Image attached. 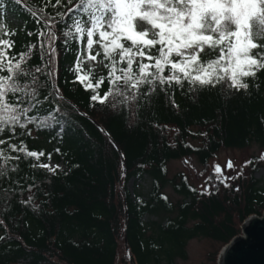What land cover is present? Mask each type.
Masks as SVG:
<instances>
[{"label": "trees", "instance_id": "obj_1", "mask_svg": "<svg viewBox=\"0 0 264 264\" xmlns=\"http://www.w3.org/2000/svg\"><path fill=\"white\" fill-rule=\"evenodd\" d=\"M43 2L46 0H29L36 7ZM0 10L8 29L16 31L11 37L13 52L26 51L29 42H37V36L27 32H35L39 26L23 4L0 0ZM61 10L66 8H47L53 15ZM61 27L57 25L58 34ZM63 39L61 35L60 41ZM60 41L57 83L66 97L62 107L69 113L66 122L62 121L64 131L59 132V125L44 130L29 125L32 135L20 139L29 150L45 153L41 161H49L51 153L50 160L61 163L64 170L49 174L43 168L30 167L34 158L21 155L19 170L11 175L20 180L24 191L8 196L0 191V220L4 221L0 236L5 237L0 241V264H177L187 260L189 241L205 238L222 249L241 234L240 227L248 217L262 215L264 185L254 177L258 165L251 166L248 179L235 184L239 191L220 184L212 190L214 194L201 195L202 190L185 173L169 176L168 164L193 157L206 165L221 150H241L253 144L264 149V70L256 79L246 78L247 92L225 85L189 92L185 82L183 88L174 84L167 92L157 88L150 102L144 99L114 108L110 99L90 106L93 93L72 83L74 73L69 71L77 44L66 51ZM28 63H41L38 44ZM102 74L107 70L96 65V76ZM107 89L105 81L98 91L103 95ZM41 95H47L46 88ZM173 99L178 107L173 106ZM41 114H45L43 110ZM94 122L119 147L124 175L121 157ZM12 142L18 144L19 140ZM145 179L150 182L146 193L139 186L133 194L129 192L126 184L130 180ZM0 183L8 187L11 181ZM29 184H34L31 191L27 190ZM30 195L32 204L20 202ZM126 245L130 260L125 257ZM211 260L216 264V256Z\"/></svg>", "mask_w": 264, "mask_h": 264}, {"label": "snow or ice", "instance_id": "obj_2", "mask_svg": "<svg viewBox=\"0 0 264 264\" xmlns=\"http://www.w3.org/2000/svg\"><path fill=\"white\" fill-rule=\"evenodd\" d=\"M14 3L23 4L39 27L27 32L28 36L35 34L37 42H29L26 51L15 53L11 37L16 31L8 29L0 10V182L11 181L8 187L0 183L5 196L24 191L20 180L11 175L18 172L21 155L34 158L30 167L48 169L53 174L60 169L59 164L42 162L45 153L29 150L20 137L32 135L29 125L40 130L59 125V132L64 131L62 121L66 122L69 113L62 107L66 97L57 83V42L61 35L66 51L71 50L72 43L77 44L76 59L69 71L74 73L72 83L93 93L90 106L106 104L110 99L114 108L144 99L150 102L157 88L167 92L174 84L183 88L185 82L189 92L217 85L247 92L246 78L256 79L264 70V0H67L66 4L64 0H55L54 4L46 0L40 7L31 6L29 0ZM49 6L66 11L53 15L47 12ZM57 25L62 26L59 34ZM37 44L41 63L30 65ZM217 51L214 58H204ZM96 65H103L107 74L97 77ZM105 81L108 89L101 95L98 89ZM144 86L147 88L142 91ZM44 88L47 95L42 96ZM46 104L51 107L45 109ZM173 106H177L174 99ZM226 168L234 169L235 165L229 160ZM213 174L218 183L231 187L228 182L243 173L226 176L216 164ZM211 180L210 176L201 186V195L214 194L216 185ZM33 187L29 184L27 190ZM20 202L32 204L33 196ZM4 238L0 236V241Z\"/></svg>", "mask_w": 264, "mask_h": 264}, {"label": "rangeland", "instance_id": "obj_3", "mask_svg": "<svg viewBox=\"0 0 264 264\" xmlns=\"http://www.w3.org/2000/svg\"><path fill=\"white\" fill-rule=\"evenodd\" d=\"M11 18H13L11 16ZM11 22L14 24L15 21L11 19ZM264 154V149L259 147L256 144L251 145L250 147L241 149V150H221L215 158L211 159L206 165H200L197 160L193 157H186L178 161H171L168 164L169 176H173L178 172H183L187 175L191 184H193L199 190L202 189V185L205 184L208 177H212L210 183L215 184L216 187L212 190H215L220 183L217 182L216 176L214 173V165L219 164L222 169H224V175L226 176H236L238 172L242 171V175L234 180H230L228 183L233 188H237L238 186L235 184L240 183L241 181H245L248 179V175L251 170V166L255 167V164L258 165V171L255 173V178L260 181V185H264V159H260V157ZM231 160L235 165L234 169H227V162ZM44 163H50L51 165H60V169L58 171L64 170V166L55 162L54 160L42 161ZM246 162H250L247 163ZM246 165V166H245ZM44 169V168H43ZM46 170L49 174H53L48 169ZM149 180L145 179L144 181H140L138 183H134L133 180H130L126 187L131 194L134 193V188L137 190L138 186L140 187V191L146 193L149 188ZM171 194V192H170ZM172 195V194H171ZM173 199H176L173 195L171 196ZM187 251V260L186 261H177V264H213L211 260L213 256H216V260L218 259V253L221 251V246L218 243L210 241L205 238H196L187 243L186 246ZM218 254V255H217Z\"/></svg>", "mask_w": 264, "mask_h": 264}, {"label": "water", "instance_id": "obj_4", "mask_svg": "<svg viewBox=\"0 0 264 264\" xmlns=\"http://www.w3.org/2000/svg\"><path fill=\"white\" fill-rule=\"evenodd\" d=\"M76 109L82 115L87 117L77 107ZM89 118V117H87ZM99 128L114 145L117 153L122 157L119 147L107 134V132L96 122ZM124 166V162H122ZM125 172V170H123ZM125 225H127V213L125 216ZM241 235L233 238L220 252L217 264H264V212L261 217L251 216L243 222L240 227ZM126 257L129 256V250L126 245ZM131 263V261H130Z\"/></svg>", "mask_w": 264, "mask_h": 264}, {"label": "bare ground", "instance_id": "obj_5", "mask_svg": "<svg viewBox=\"0 0 264 264\" xmlns=\"http://www.w3.org/2000/svg\"><path fill=\"white\" fill-rule=\"evenodd\" d=\"M238 237V236H237Z\"/></svg>", "mask_w": 264, "mask_h": 264}]
</instances>
